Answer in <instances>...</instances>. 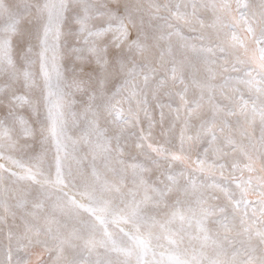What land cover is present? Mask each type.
Listing matches in <instances>:
<instances>
[{
    "label": "snow or ice",
    "instance_id": "6c2138e0",
    "mask_svg": "<svg viewBox=\"0 0 264 264\" xmlns=\"http://www.w3.org/2000/svg\"><path fill=\"white\" fill-rule=\"evenodd\" d=\"M0 264H264V0H0Z\"/></svg>",
    "mask_w": 264,
    "mask_h": 264
}]
</instances>
